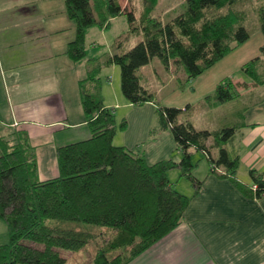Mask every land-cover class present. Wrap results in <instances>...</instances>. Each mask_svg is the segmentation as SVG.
Masks as SVG:
<instances>
[{
	"label": "trees",
	"instance_id": "obj_1",
	"mask_svg": "<svg viewBox=\"0 0 264 264\" xmlns=\"http://www.w3.org/2000/svg\"><path fill=\"white\" fill-rule=\"evenodd\" d=\"M64 1L69 19L76 24L75 39L67 49L73 63L87 57V31H109L119 17L127 16L130 27L139 21L132 30L143 40L127 52L89 60L88 76L79 81V89L92 135L58 148L57 179L39 181L36 151L26 133H19L14 142H0V221L9 236V242L0 246V264H66L62 252L83 250L97 235L92 232L95 228L103 240L93 264H130L183 223L204 184L194 173L202 161L196 155L205 156L208 174L232 178L240 167L239 156L226 148L238 127L197 130L192 122L182 121L192 106L161 105L155 93L142 85L140 70L158 59L168 71L183 67L187 82H194L250 40L246 15L232 9L239 0H184L186 11L168 23L152 15L160 0H142L140 16L136 7L127 11L119 0ZM259 16L264 37V4ZM260 53L242 67L255 86H264V43ZM112 66L120 68L121 92L130 105L157 106L160 126L172 133L179 160L150 165L139 152L114 144L127 121H118L104 104L100 75ZM239 96L226 78L205 102L215 108ZM173 171L180 173L178 181L189 182L191 196L175 188L170 179ZM249 174L257 187L249 193L260 199L264 174L255 170ZM84 224L93 228L78 231L76 226Z\"/></svg>",
	"mask_w": 264,
	"mask_h": 264
},
{
	"label": "crops",
	"instance_id": "obj_2",
	"mask_svg": "<svg viewBox=\"0 0 264 264\" xmlns=\"http://www.w3.org/2000/svg\"><path fill=\"white\" fill-rule=\"evenodd\" d=\"M57 1L0 0V142H14L19 133H26L36 151L40 182L59 177L58 148L91 138L79 81L88 76L89 60L112 55H101L93 47V57L87 55L83 61L73 63L67 49L75 39L76 26L66 7L65 12L52 11L50 3ZM103 32L107 31L91 28L86 42L92 33L103 38ZM239 49L195 81L208 77ZM115 67L108 70L117 72ZM230 75L223 72L209 88L228 78L240 93L239 98L209 107L203 115L240 105L241 110L236 107L234 120L230 121L232 125L228 119L224 122L239 128L226 146L240 158L236 177H219L207 171L199 178L204 180L202 190L187 208L183 223L130 264H264V195L257 199L249 193L253 186L250 171L264 174V86H255L241 71L227 77ZM109 80L107 77L103 84L104 104L118 121H127L126 130L116 135L114 144L139 152L150 165L179 160L172 133L160 126L157 106L147 103L133 107L123 97L121 83L118 90ZM196 119L182 116V121L193 125Z\"/></svg>",
	"mask_w": 264,
	"mask_h": 264
},
{
	"label": "rangeland",
	"instance_id": "obj_3",
	"mask_svg": "<svg viewBox=\"0 0 264 264\" xmlns=\"http://www.w3.org/2000/svg\"><path fill=\"white\" fill-rule=\"evenodd\" d=\"M119 1L127 8V11L133 10V8L136 7L138 10V16H140L139 11L144 8L142 0ZM50 4L52 6V11H56L58 9V13L65 12L64 0H58L57 2ZM263 4V0H239L232 5V9L235 12L246 15V27L251 38L247 43L241 46L239 51L228 57L225 62L221 63L222 66L220 68L217 67L214 71H211L212 73H210L208 77H204L201 81L187 82L183 67L172 66L171 71H168L158 59H154L149 65L140 70V74L144 77L142 85L149 91L157 93L155 95L156 100L160 104L171 105L180 109H184L188 105L192 106L190 113L187 114L184 112L183 116L187 115L194 116V118L197 117L194 122L197 130H219L225 127H231L226 126L224 122L226 119H228L229 122L234 120L236 107H239L238 109L241 110L240 105L235 104L230 107L222 108L219 111H213L210 115L205 116L203 114H205L209 108L206 106L208 104L205 102V98L214 94L216 86L214 85L215 88L209 87L212 85L211 83L213 81L216 82V79L222 76L223 72L232 73V75L227 76L229 78L236 75L238 71L245 74L242 71L243 65L261 56L260 52L261 46L264 43V37L261 32L259 12ZM184 11H186V5L182 0H160L152 15L162 21V23H168ZM66 18L67 17H63L62 20L64 22H70L71 24V21H68ZM138 22L139 21L134 23L132 27L134 28L139 26ZM73 25L76 26L75 22H73ZM132 27H130L129 18L125 16L112 22L111 29L107 32H103V38H100L95 33L90 34L86 44L87 55H89V57H93V52L95 51H92L93 47H95L101 55L103 53H112L113 55L120 53V51L123 50L126 52L131 50L143 40L142 37H135ZM95 32H98L97 29H95ZM239 64V69H236ZM115 69L117 72L105 69V71H102L100 78L103 85L105 81L107 82L108 77L110 79L109 83H111V85L115 84L119 90L120 86L118 87V85L121 83V75L118 77V70L120 69L119 67H115ZM104 74L107 75L106 78L104 77ZM117 118L120 119V116ZM231 122L229 125H232ZM199 158H201L202 161L199 168L194 173L198 178H202L208 171V164L205 156L201 153L196 155V159ZM179 175L180 173L178 171H173L170 174L172 183L179 192L184 195H190L193 191L191 185L185 179L178 181ZM68 226H72V224ZM83 226L84 227L76 226L77 230L89 231L93 228L92 226L86 224ZM95 229L96 230H92V232L97 235L83 250L80 252H62V256L67 260L66 264H93L94 257L97 254V250L102 245L103 240L98 236V233L100 232L97 230L98 228ZM8 242V229L6 225L0 221V246L7 244Z\"/></svg>",
	"mask_w": 264,
	"mask_h": 264
},
{
	"label": "built area",
	"instance_id": "obj_4",
	"mask_svg": "<svg viewBox=\"0 0 264 264\" xmlns=\"http://www.w3.org/2000/svg\"><path fill=\"white\" fill-rule=\"evenodd\" d=\"M256 188H257L256 186H253V190H256Z\"/></svg>",
	"mask_w": 264,
	"mask_h": 264
}]
</instances>
